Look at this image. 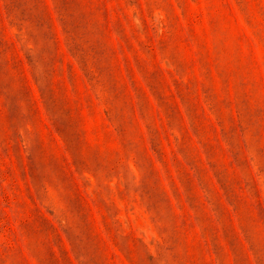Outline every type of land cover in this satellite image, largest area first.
<instances>
[{
  "label": "rangeland",
  "instance_id": "374dc122",
  "mask_svg": "<svg viewBox=\"0 0 264 264\" xmlns=\"http://www.w3.org/2000/svg\"><path fill=\"white\" fill-rule=\"evenodd\" d=\"M0 264H264V0H0Z\"/></svg>",
  "mask_w": 264,
  "mask_h": 264
}]
</instances>
